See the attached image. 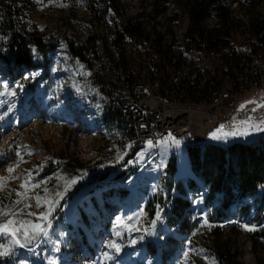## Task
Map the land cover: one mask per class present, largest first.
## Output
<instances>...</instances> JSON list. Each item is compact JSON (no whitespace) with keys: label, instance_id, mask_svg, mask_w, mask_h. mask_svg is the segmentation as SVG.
<instances>
[{"label":"rangeland","instance_id":"rangeland-1","mask_svg":"<svg viewBox=\"0 0 264 264\" xmlns=\"http://www.w3.org/2000/svg\"><path fill=\"white\" fill-rule=\"evenodd\" d=\"M6 1L0 0V4ZM154 1L121 0L126 12L132 16L141 9L144 12ZM238 7L234 9V14L244 18L245 11L240 12ZM168 8L178 11L180 16L185 13L177 0H168ZM28 14V23L36 25L48 42L58 46L48 79L43 80L41 72L32 73L38 82L39 92L36 94L25 92L21 100L9 79L0 73V82L7 86L8 93H15L0 95V183L4 184L0 189V208L7 205L13 211H19L25 202L29 203L32 207L18 219L35 221L36 217L27 216V212H45V203L37 208L30 191L29 199L21 204L13 205L12 201L18 199L17 191H23L20 188L22 183L27 180L31 188L36 179L44 177L42 172L35 175L37 168L71 157L80 158L91 168L75 178L77 182L69 190L72 196L61 207L52 209L54 217L49 216L51 226L48 235L32 246L17 247L9 256L0 257V264H216L214 237L209 230L198 235V244H184L179 258L166 257L161 262L159 256L153 254L165 244V236L170 232L163 214L170 184L172 180L178 182L192 173L187 146L166 143L156 150L132 153L133 147L129 143L124 144L123 149L121 147L120 125L115 123L106 127L99 118L101 112L110 110L113 91L125 86L123 79L127 73L140 79L145 77L146 61L154 54H150L152 50L129 39L126 74L118 69V54L115 53L116 61L113 62L102 50L100 60L90 68L81 61L73 60L68 52L70 41L85 43L90 28L86 0H31ZM2 15L0 6V21ZM170 25L169 22L167 27ZM164 27L162 24L161 29ZM114 29L110 23L105 30L111 44ZM253 41L248 33L240 32L233 40V47L240 53H246L253 49ZM261 95L247 98L233 108H220L221 126L224 127L217 132L219 138L211 143L252 142L264 137V130H260L264 129V107H259L264 105V92ZM91 103L97 106L93 107ZM177 104L160 102L158 106L167 113L177 110L210 113L212 108ZM241 105L244 107L241 108ZM233 131L237 134L224 135ZM172 161L176 173L170 167ZM9 168L15 170L9 173ZM28 173H31L30 179ZM111 189L113 195H107V200L112 206L104 208L99 215L95 212L94 199L100 194L106 195ZM151 195L159 197L160 204L154 219L149 222L146 204ZM5 197L11 200L3 204ZM96 200L99 207L104 206L102 195ZM118 217L123 221L119 227ZM3 219L0 216V220ZM117 231L120 236L115 235ZM225 232L228 235L229 230ZM233 239L243 264H264V251L255 254L247 234L233 235ZM7 240L8 237H0V243ZM110 241L120 245L119 252L107 247ZM105 252L111 259L104 260Z\"/></svg>","mask_w":264,"mask_h":264},{"label":"trees","instance_id":"trees-1","mask_svg":"<svg viewBox=\"0 0 264 264\" xmlns=\"http://www.w3.org/2000/svg\"><path fill=\"white\" fill-rule=\"evenodd\" d=\"M177 2L185 12L183 15L186 14L189 18L188 31L185 35L188 39L187 49H202L207 53L219 54L229 71L219 68L218 76L222 78L231 75L238 83L240 80L238 75L249 77L256 74L255 71H250V67L242 68V65L247 64L242 59L250 56L248 52L240 53L235 50L233 40L240 32L248 33L254 40L252 52L255 53L256 49L264 51V11H261L264 10V0H177ZM30 5L31 0H7L0 4L3 12L0 21V73L9 79L21 100L25 92L31 94L39 92L38 82L32 76L34 71L41 72L43 80L48 79L58 46L48 42L36 25L28 23ZM235 5L239 6L240 12L245 11L247 19L234 14ZM86 7L90 15V28L85 43L77 44L74 41L68 43V52L73 60L81 61L93 68L95 62L101 58V50L113 62L116 61L117 53L118 69H122L126 74L129 66L127 46L129 39H132L142 47L150 48L152 50L150 54L152 52L154 54L149 58L151 64H147L145 77L140 79L127 73L123 79L126 81L124 87L133 85L137 80L154 83L161 78L162 82H165L162 90L184 102L188 101L189 97L194 99L211 88L216 90L218 78L209 74L204 75L203 79L196 83L185 78L182 86L176 82L166 81V77L170 76V69L181 68L183 64L181 58L183 52L181 46L176 45L174 32V25L181 16L178 11H172V16L162 23L165 26L163 30L161 23L155 22L151 30L146 28V23L155 21L168 11V0H155L151 12H139L134 16L126 12L121 0H86ZM211 17L217 20L213 27L208 24ZM169 22L172 24L171 27H167ZM110 23L116 28L112 44L105 33ZM177 50L181 55L176 54ZM152 64L158 67L156 75L150 72ZM203 80H206L204 87L201 86ZM103 86L105 87L104 84ZM4 87L0 82V93ZM96 106V103L93 104V107ZM110 106V110L103 111L104 114L101 112L103 116L100 113L99 118L101 124L106 127H111L115 123L120 125L119 139L122 143L121 136L129 131V124L122 112L114 109L112 103ZM188 157L192 168L191 176L183 177L178 182L172 180L170 184L168 203L163 208V214L166 216L165 225L170 232L165 236V244L159 251L154 250L153 254H157L161 262H164L166 257L179 258L185 248L184 244L192 242L198 244L197 237L204 230H209L214 237L216 264H243L239 260L238 250L234 248L233 239V235L238 236L240 233L248 235L255 254L260 250L264 251V137L252 142H233L226 146L208 143L203 147H189ZM173 161L170 167L176 173ZM90 168L78 157L51 162L47 166L37 168L35 175L42 172L44 177L36 179L35 185L39 187H31L29 191L33 196L47 195L45 203L47 211L52 201H56L52 209L55 206L61 207L72 196L69 192L72 185L65 191V181L83 175ZM45 188L48 190L47 193L44 191ZM57 192L63 195L58 197ZM100 195L104 199L103 207H99L96 200ZM100 195L90 198V200L95 198L94 206L97 207L95 212L99 215L112 206L107 200V195H113V189L106 195ZM195 199L200 200L201 205H194ZM10 200L5 197L3 204ZM159 204V197L151 195L146 204L149 222L154 219ZM52 209L50 217H54ZM245 225L256 230L246 231L243 227ZM226 229L229 230L228 235ZM42 238L44 237L41 236L29 246Z\"/></svg>","mask_w":264,"mask_h":264},{"label":"built area","instance_id":"built-area-1","mask_svg":"<svg viewBox=\"0 0 264 264\" xmlns=\"http://www.w3.org/2000/svg\"><path fill=\"white\" fill-rule=\"evenodd\" d=\"M201 50L196 51L194 54L201 52ZM229 55H231V51ZM250 62H258L256 74L249 77L238 76L240 78L238 83L235 81L236 79H223L222 76H218V71L214 68H208L207 72H200V66H198L189 73V81L195 83L200 82L205 74H212L213 77L218 78L216 97H210L209 101H201L197 96V102H179V104L212 107L211 112L206 114H215V124L208 128L201 137H196L189 128L179 130L175 125L167 122L169 112L162 111L158 105L160 102L166 103V94L171 93L162 90L165 82H162L161 78L154 81V86H147L145 81L137 80L133 85L113 91V108L122 112L124 119L132 121L134 125L135 148L132 149V153L135 152L138 146L148 144V141H152V145L155 146L163 145L164 143H161V141L168 140L169 134L179 143L214 141L211 134L221 127L222 122L220 108H233L247 98L260 97L264 92V58H259V49L255 51V60L249 61L247 64ZM146 64H151L149 57ZM245 65H242V68H245ZM153 66L155 67V65ZM176 83L183 85V81H176ZM167 143L175 144L171 140H168Z\"/></svg>","mask_w":264,"mask_h":264},{"label":"bare ground","instance_id":"bare-ground-1","mask_svg":"<svg viewBox=\"0 0 264 264\" xmlns=\"http://www.w3.org/2000/svg\"><path fill=\"white\" fill-rule=\"evenodd\" d=\"M151 4V2H150ZM150 6V5H149ZM236 7V5H235ZM171 8V7H170ZM142 10V9H141ZM140 10V12H141ZM146 12H151L152 11V6L148 7ZM172 9H168V11L159 17L155 21H147L146 23V28L148 30H151L152 26L155 24V22L158 23H164L166 19L170 16H172ZM214 15V12L212 13ZM135 15V14H134ZM217 20L214 17L209 18L208 24L213 27L216 24ZM188 26H189V18L188 15H183L181 16V19L174 25V32H175V37H176V45L181 46L182 49V61L183 64L181 68H175V69H170L169 75L166 77V81H184V79L189 78V73L193 71V69L197 68L200 66V70L202 72H207L208 68H214L216 71H218L219 68L224 69L225 71H228V68L226 66V62L222 60V57L219 54H216L214 52L207 53L205 51L198 52L197 54H194L196 51L195 48H189L187 49V41L188 39L186 38V33L188 31ZM250 58H243L242 60L245 63H248L249 61H254L255 60V53L252 52V50L248 51ZM176 54L179 55V50L176 51ZM181 55V54H180ZM259 58H264V51H259ZM202 62V63H201ZM245 67H250V71H257L258 70V62H250L249 64H246ZM157 71H156V69ZM150 72L156 73L158 72V67L150 66ZM241 74V73H240ZM207 75V74H205ZM210 76H213L212 74H209ZM219 75V71H218ZM204 76V75H203ZM238 76H243L238 75ZM235 79L234 76L231 75H226L223 79ZM206 80H203L201 82V86L204 87ZM147 86H154V83H145ZM175 96L171 94H166V103L167 104H175L179 102L182 103H194L197 102L196 98L189 97L188 101L184 102L181 100H178L174 98ZM210 97H216V90L215 88H211L207 92H203L198 96V99L201 101H209ZM177 104V105H178ZM167 122L170 124H173L177 127L179 130H184L185 128H189L190 130L193 131L196 137H201L205 131L213 126L215 124V114H206L204 112H199V111H192V110H177L173 112H169L167 114ZM129 124V131L124 132V134L121 136L122 139V145L126 144L131 147H135V134H134V125L132 121L127 120ZM211 143V141H204L201 143H196V142H188V143H181L187 147H203L206 144ZM160 145H149V144H143L141 146H138L136 148V154H140L149 150H156L159 148ZM123 149V147H122ZM196 202H198L197 199H195Z\"/></svg>","mask_w":264,"mask_h":264},{"label":"snow or ice","instance_id":"snow-or-ice-1","mask_svg":"<svg viewBox=\"0 0 264 264\" xmlns=\"http://www.w3.org/2000/svg\"><path fill=\"white\" fill-rule=\"evenodd\" d=\"M2 94H11L14 95L15 93H8L7 86L4 87V93ZM247 103H255V101H248ZM244 105H241V108H243ZM259 107H264V105H259ZM255 111V109H254ZM241 123L247 124L248 121H242ZM223 125L216 130V132H213L211 135L214 139L219 138L217 136V132H221L223 129ZM264 130V129H260ZM237 132L233 131L231 133H224V135H236ZM241 135H244L246 133H239ZM168 140H171L173 143L179 144L178 140H175L174 137H171L169 134ZM168 140L161 141V143L166 144ZM148 144L151 145L152 141H148ZM27 147V146H24ZM30 154V153H29ZM17 155H19V152H17ZM15 169L9 168L7 171L9 173H12ZM29 179L31 176V173H28ZM59 179H64L63 177H59ZM77 181L75 178L66 180L65 181V191H67V188L71 185L75 184ZM4 187L3 183H0V189ZM32 187H39V185H32ZM20 188L23 189V191H17L16 196L18 199L12 201L13 205H19L22 201H26L29 199L28 197V191H29V184L26 180L24 183L20 185ZM45 193H47V188L44 189ZM56 195L62 196V193L57 192ZM34 199L36 201V207L40 208L42 206V203H47V195L44 197H41L39 194H35ZM56 201H52V203L49 205V210L45 212H27V216L30 217H36V220L33 221L31 219H23L19 218L24 214L26 209H30L32 207L29 203H24L23 208H21L19 211H13L11 208H9L7 205L3 208H0V216L4 217L3 220H0V237H8V240L6 243H0V257L9 256L12 254L17 247L19 248H25L28 245L32 244L33 241H36L41 236L46 237L48 235V228L51 226L49 216L51 214V209L55 205ZM159 218V216H157ZM153 225L155 224V221L152 222ZM123 221L118 217L117 218V226H122ZM246 231H255L256 229L254 227H248L247 225L243 226ZM116 236H120L121 233L117 231L115 233ZM143 238V237H141ZM135 243V241H132ZM108 248L114 249L117 252L120 251V245L117 244L115 241H110L107 245ZM187 256V254H185ZM104 260L111 259V256L108 252H105L103 254ZM214 264V262H213Z\"/></svg>","mask_w":264,"mask_h":264},{"label":"crops","instance_id":"crops-1","mask_svg":"<svg viewBox=\"0 0 264 264\" xmlns=\"http://www.w3.org/2000/svg\"><path fill=\"white\" fill-rule=\"evenodd\" d=\"M225 145H228V143H225Z\"/></svg>","mask_w":264,"mask_h":264}]
</instances>
